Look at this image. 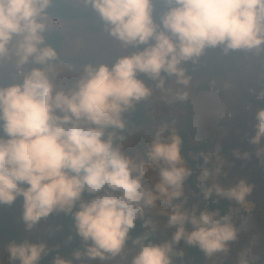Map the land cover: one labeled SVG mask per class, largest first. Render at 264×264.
I'll return each instance as SVG.
<instances>
[{
    "label": "clouds",
    "instance_id": "9594fccd",
    "mask_svg": "<svg viewBox=\"0 0 264 264\" xmlns=\"http://www.w3.org/2000/svg\"><path fill=\"white\" fill-rule=\"evenodd\" d=\"M50 3L0 0V58L10 61L20 77L0 86V203L11 204L22 196L27 229L54 210L71 212L77 234L91 241L83 253H73L77 259L86 255L104 260L106 254L120 253L135 218L143 216L145 206L156 208L158 201L172 209H159L175 226L171 241L144 243L137 238L139 251L131 264H171L173 244L181 241L208 255L227 251L226 242L236 238L230 223H222L215 212L205 209L197 215L194 209L188 212L173 204L192 173L181 155L180 136L172 132L162 139L161 127L146 149L147 160L137 163L114 143L115 133L106 130L123 129V113L151 94L138 74L161 87L162 72L187 85L181 64L195 62L206 47L222 46L224 52L264 50V0H167L169 7L159 22L153 16V0H84L121 47H144L119 56L111 66L85 65L75 87L67 92L53 91L43 67H27L48 65L57 56L52 46L44 44ZM255 120L250 142L260 144L264 108L255 112ZM201 155L208 161L207 155ZM219 171L217 167L215 172ZM209 174L204 169L201 181ZM213 191L243 202L251 186L244 179L227 190L214 183L204 198ZM85 192L89 199L83 198ZM8 251L20 264H37L45 245L14 240ZM54 264L71 261L57 257ZM240 264H248L243 253Z\"/></svg>",
    "mask_w": 264,
    "mask_h": 264
},
{
    "label": "rangeland",
    "instance_id": "374dc122",
    "mask_svg": "<svg viewBox=\"0 0 264 264\" xmlns=\"http://www.w3.org/2000/svg\"><path fill=\"white\" fill-rule=\"evenodd\" d=\"M71 1L80 8L94 10L90 4H85L84 0ZM158 3L159 0H153V7ZM153 16L159 22V17L154 13ZM95 23L100 29L91 32L80 20L64 21L46 17L43 36L50 29H59L64 35L61 47L56 58L48 65L30 63L27 67H43L53 84V91L67 92L75 87L85 65L98 66L101 63L111 65L119 56L131 54L137 47H144V45L121 47L120 42L109 34L105 22L100 17ZM7 62L14 77L13 81H18L20 77L17 70L10 61ZM181 66L189 78L187 85L179 84L175 76L165 74L167 80L161 87L157 81L144 74H138L152 92L148 97L134 102L137 108L142 109L141 120L127 132L126 138L119 145L138 163L141 158L147 160L146 149L161 127L164 128L162 139L172 132L177 133L180 129L188 128L187 133L192 144L202 140L211 141L204 152V155L209 157L208 161L202 157L197 163L196 206L193 202L194 193L188 187L186 179L183 182L182 196L174 198L173 204H181L188 212L194 209L198 215L204 206L202 202L204 192L209 186L217 183L227 190L235 186L240 179H244L251 186L248 195L252 200L245 198L238 207H233L225 215L218 216L222 223L228 222L234 227L236 238L226 242L227 251L206 254L204 260L205 264H220L225 259L224 256L228 255L227 257L234 260L232 264H240V256L243 253L248 264H264V138L260 144L250 142L251 136L255 134V112L261 107L249 100V97L264 99V50L237 49L224 52L222 46L206 47L195 62L184 61ZM7 84L9 79L3 77L0 66V86ZM258 149L261 150L259 155ZM252 158H260L262 162L257 163ZM251 162L257 163V167H250ZM217 167L220 169L218 174L215 172ZM204 169L210 174L206 180L201 181L200 175ZM142 183L146 188H151V183L147 179H142ZM212 197L215 200L229 198L218 195L215 191ZM83 198L89 199L90 194L85 192ZM77 208L78 203L72 211H76ZM160 208L168 212L172 210L170 206L158 201L156 208L145 206L143 216L138 215L136 218H141L145 227L154 229L159 234L172 231L170 235L172 238L175 226L168 224V216L161 214ZM22 212L23 197L20 195L11 204L0 203V225L6 224L13 230L12 235L6 231L0 232V264L19 262V259H12L8 251L9 243L14 240L42 242L45 251L41 255L70 244L71 238L64 230L61 219L63 215H72L71 212L54 210L47 217H42L31 229L26 228ZM73 219L69 229L75 237L82 239L75 230ZM185 227L190 229L191 225L186 224ZM89 243L91 241H84L81 253ZM173 249L171 264H177L175 254L183 255L184 251L183 249L176 251L174 247ZM138 251L139 244L127 242L120 253L114 256L106 254L107 258L104 260L99 258L91 260L86 255H81L77 259L73 255L74 251L60 253L45 264H54L57 257L71 261V264H131Z\"/></svg>",
    "mask_w": 264,
    "mask_h": 264
},
{
    "label": "trees",
    "instance_id": "16d2710c",
    "mask_svg": "<svg viewBox=\"0 0 264 264\" xmlns=\"http://www.w3.org/2000/svg\"><path fill=\"white\" fill-rule=\"evenodd\" d=\"M168 7L169 5L167 3V0H159L158 5L153 7V13L157 15V17H159L160 14H162V12L165 11ZM46 17L58 19V20H64V21L80 20L81 22L85 23V27L91 32H97L100 29L99 25L95 23V21L99 18L98 13L94 10L80 8L71 0H51L49 7L46 9ZM63 38L64 35L59 29L56 28L50 29L44 35V44L52 46L58 54ZM0 64H1L0 66L2 67L3 77L5 79H9V83L14 82L13 81L14 77L10 70L8 62L4 59H0ZM89 65L95 66L93 64H89ZM161 75L164 77V84H165L167 80V76L163 72L161 73ZM249 100L253 104L258 105L261 108H264V99L257 100L249 97ZM141 110L142 109L140 107L137 108L134 105L131 108V110L130 109L128 110L129 112L126 111L123 113V119L125 121V127L123 129L110 128L106 130V132L111 131L115 133L117 137V139L114 141L115 144L119 145L126 138L127 132L130 131L132 127L141 120L140 117L142 115ZM188 130H189L188 128L180 129L177 132V134L181 138V148H180L181 155L186 161L187 166L192 169V173L190 176L186 178V182L188 187L194 193L193 202L196 206L195 202L198 201L195 196V194H198V186L195 180L196 177L195 175L198 165L197 163L200 162V159L203 157L201 154H204L205 150L207 149V146L210 145L211 141L204 142L202 140V142L199 141L196 144H192L190 142V136L187 133ZM252 160H254L257 163L262 162L260 158H252ZM257 163L249 164V166L256 168L258 165ZM245 198L252 200L251 196L249 195H247ZM202 202H204V206H202L201 211L206 209L217 213L218 216L225 215L226 213H228L230 209H232L233 207H238L240 204V202H237L235 199H229L226 197H222L215 200L212 197V195L209 196L208 199L204 198ZM72 218L73 215H67V216L63 215V218L61 219V224L63 225V228L66 232H67V227H70ZM134 223L135 226L129 230L128 238L126 239L125 243L134 242L137 238H142L144 243H149V242L162 243L164 241H171L170 235L172 231L169 232L165 231L163 234L162 233L159 234V232H157L156 230L145 227L141 218H135ZM4 231L10 233L11 235L13 233V230L10 227H8L6 224H1L0 232H4ZM83 247H84V241L73 235V238H71L70 244L68 246L63 248H55L50 250V252L41 255L39 260L37 261V264H45L46 262L53 259L55 256H57L60 253H72L77 250L80 251L82 250ZM173 247L175 248L176 251L177 250L180 251V249H183L184 251L183 255H180L179 253H176L177 255L175 254L177 264H205L204 259L206 257V254L199 247L195 245H188L184 241L173 244ZM227 256H224L225 259L220 264H232L234 262V260L232 261V257L229 258ZM15 264H20V261Z\"/></svg>",
    "mask_w": 264,
    "mask_h": 264
},
{
    "label": "water",
    "instance_id": "95a60500",
    "mask_svg": "<svg viewBox=\"0 0 264 264\" xmlns=\"http://www.w3.org/2000/svg\"><path fill=\"white\" fill-rule=\"evenodd\" d=\"M67 232H69V234H70V236H71V238L73 237V235H72V233H71V231H70V229H69V227H67ZM17 262V261H16Z\"/></svg>",
    "mask_w": 264,
    "mask_h": 264
},
{
    "label": "crops",
    "instance_id": "0c3cea01",
    "mask_svg": "<svg viewBox=\"0 0 264 264\" xmlns=\"http://www.w3.org/2000/svg\"><path fill=\"white\" fill-rule=\"evenodd\" d=\"M68 234H69V232H68ZM69 236H70V234H69ZM73 238V237H72ZM71 240V239H70Z\"/></svg>",
    "mask_w": 264,
    "mask_h": 264
}]
</instances>
